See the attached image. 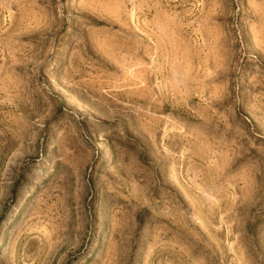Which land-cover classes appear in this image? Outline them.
Here are the masks:
<instances>
[{
  "label": "rangeland",
  "instance_id": "rangeland-1",
  "mask_svg": "<svg viewBox=\"0 0 264 264\" xmlns=\"http://www.w3.org/2000/svg\"><path fill=\"white\" fill-rule=\"evenodd\" d=\"M0 264H264V0H0Z\"/></svg>",
  "mask_w": 264,
  "mask_h": 264
}]
</instances>
